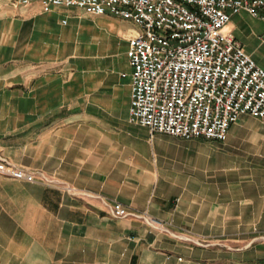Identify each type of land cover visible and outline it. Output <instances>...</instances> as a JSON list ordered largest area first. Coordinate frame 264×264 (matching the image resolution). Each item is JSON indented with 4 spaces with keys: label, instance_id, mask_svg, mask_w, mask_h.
Instances as JSON below:
<instances>
[{
    "label": "crops",
    "instance_id": "crops-1",
    "mask_svg": "<svg viewBox=\"0 0 264 264\" xmlns=\"http://www.w3.org/2000/svg\"><path fill=\"white\" fill-rule=\"evenodd\" d=\"M117 18L0 0V149L51 181L0 175V264H264V118L225 141L130 122L135 33ZM226 29L264 68V21ZM114 201L196 241L114 218Z\"/></svg>",
    "mask_w": 264,
    "mask_h": 264
},
{
    "label": "built area",
    "instance_id": "built-area-1",
    "mask_svg": "<svg viewBox=\"0 0 264 264\" xmlns=\"http://www.w3.org/2000/svg\"><path fill=\"white\" fill-rule=\"evenodd\" d=\"M38 1L44 11L74 6L89 15L131 20L141 28L129 39L127 53L132 68L129 120L152 134L225 141L241 115L264 118V68L226 29L241 11L264 21V0ZM0 175L51 184L45 174L17 166L1 149ZM64 188L76 193L73 187ZM108 207L114 218L135 216L175 238L191 240L118 201Z\"/></svg>",
    "mask_w": 264,
    "mask_h": 264
},
{
    "label": "rangeland",
    "instance_id": "rangeland-1",
    "mask_svg": "<svg viewBox=\"0 0 264 264\" xmlns=\"http://www.w3.org/2000/svg\"><path fill=\"white\" fill-rule=\"evenodd\" d=\"M11 1H15V0H11ZM117 20H118L120 29H122L125 33H128V34L135 33L136 34L137 32L141 31V28L138 25H136L135 23H133L131 20L121 19L119 17L117 18ZM246 125L247 126H254V125H251V123H248ZM163 222L166 223L165 221H163ZM166 224L169 226L168 223H166ZM176 233H178L180 235L187 236L189 239H191V240H187V241H196L193 238V236L190 233H188V232L178 231ZM260 238H264V235L260 236Z\"/></svg>",
    "mask_w": 264,
    "mask_h": 264
}]
</instances>
